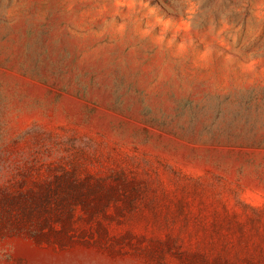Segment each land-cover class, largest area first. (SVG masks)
Returning <instances> with one entry per match:
<instances>
[{"label": "rangeland", "instance_id": "obj_1", "mask_svg": "<svg viewBox=\"0 0 264 264\" xmlns=\"http://www.w3.org/2000/svg\"><path fill=\"white\" fill-rule=\"evenodd\" d=\"M0 264H264V0H0Z\"/></svg>", "mask_w": 264, "mask_h": 264}]
</instances>
